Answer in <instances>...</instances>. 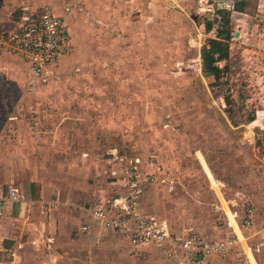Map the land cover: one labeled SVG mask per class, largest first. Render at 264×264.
I'll use <instances>...</instances> for the list:
<instances>
[{"label": "rangeland", "instance_id": "rangeland-1", "mask_svg": "<svg viewBox=\"0 0 264 264\" xmlns=\"http://www.w3.org/2000/svg\"><path fill=\"white\" fill-rule=\"evenodd\" d=\"M75 4L72 49L47 82L0 72V191L26 195L0 221V264H179L100 217L135 194L125 168L139 213L172 232L224 238L225 213L248 210V255L264 264V0ZM211 39L219 80L202 68ZM240 254L227 260L251 264Z\"/></svg>", "mask_w": 264, "mask_h": 264}, {"label": "built area", "instance_id": "built-area-1", "mask_svg": "<svg viewBox=\"0 0 264 264\" xmlns=\"http://www.w3.org/2000/svg\"><path fill=\"white\" fill-rule=\"evenodd\" d=\"M71 9V6H66V14L59 15L46 4L33 9L24 6L18 17L7 24H0V50L16 54L27 64L29 86L35 87L47 82L52 74L51 68L71 51V34L66 21ZM121 174L124 186H129L135 194L121 198L115 195L112 198V208L106 209L116 211L115 219L106 218L105 213L99 215L107 223L126 230L135 247L142 249L153 245L174 257L180 258L179 255H182L179 264H231L227 256L230 251L238 248L243 251L244 259H250L248 251L252 256L251 246L246 242L248 235L243 234L252 225V216L248 210L241 216L237 211L225 210L226 222L232 232L219 240L204 241L190 233H175L166 221H155L139 213L136 176L132 168H125ZM25 199L20 189L9 186L6 195L0 198V208L5 200L22 203ZM244 244L247 248H244ZM214 256L217 259H212Z\"/></svg>", "mask_w": 264, "mask_h": 264}, {"label": "crops", "instance_id": "crops-1", "mask_svg": "<svg viewBox=\"0 0 264 264\" xmlns=\"http://www.w3.org/2000/svg\"><path fill=\"white\" fill-rule=\"evenodd\" d=\"M16 1L17 2L15 3V6L13 8H11V6L6 5L7 4L6 0H0V24H7L8 22L13 20L14 18L18 17L22 13V7H24V6L33 9V8L40 7L41 5H44V4H38L37 3L38 0H16ZM29 1H33V3L29 2ZM67 1L69 2V5H68V3L65 2V4H63V7H62V5L60 6V4L56 0L51 1V2H54L52 5L53 11L55 12L54 6L57 8H62L64 10V14H59V15H65L66 14V12H65L66 6H71L73 8V6L76 5L75 4L76 0H67ZM5 12H7V13H5ZM69 14H67V15L69 16ZM25 66H27V64L16 54H12V53L4 52V51L0 50V72L8 75L12 80L19 81L20 77L24 74V71L28 70V67H25ZM18 189H20V188H18ZM20 190L24 193V191L22 189H20ZM216 191H217V189H216ZM3 196H4L3 191H0V198ZM25 197H26V195H25ZM25 201H26V199H25ZM23 203L24 202L13 203V202H10L8 200H5L3 205L0 208V221L1 222H5V221L8 222V221L17 219V217L15 215V211L13 210V208H15L16 206L23 204ZM225 216H226V214H225ZM251 216H252V221H253V214ZM225 227H226V230H229V226H228L227 222H225ZM229 234H230V232L228 231V234L226 233V236H228ZM222 238L223 237H221V238L202 237V239L201 238L200 239L204 240V241H209V240H219ZM3 239L4 238L0 239V246L1 247H2ZM150 246H153V245L145 246L142 249V251L143 252L148 251L146 248L150 247ZM153 247H155V246H153ZM238 251H239V253H241L240 255L242 258L239 259V261H241L244 259L243 258L244 254L240 248H238ZM252 256L254 258L253 252H252ZM250 258L251 259H249L248 261L251 264H257L255 259H252V257H250ZM212 259H217V257L214 256V257H212ZM248 261H246V262H248Z\"/></svg>", "mask_w": 264, "mask_h": 264}, {"label": "trees", "instance_id": "trees-1", "mask_svg": "<svg viewBox=\"0 0 264 264\" xmlns=\"http://www.w3.org/2000/svg\"><path fill=\"white\" fill-rule=\"evenodd\" d=\"M235 10L240 11L239 8H236ZM219 46H221V42H219L216 39H211L209 40L208 47H204L201 50V60H202L203 71L213 76L215 80L220 79V71H221V68H219V66H215L214 64L216 61L215 51H217V48H219Z\"/></svg>", "mask_w": 264, "mask_h": 264}]
</instances>
